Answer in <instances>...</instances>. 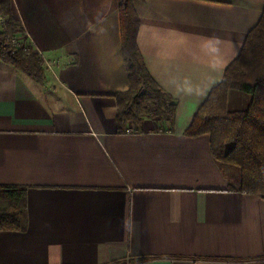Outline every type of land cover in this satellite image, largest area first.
<instances>
[{
	"label": "crops",
	"instance_id": "1",
	"mask_svg": "<svg viewBox=\"0 0 264 264\" xmlns=\"http://www.w3.org/2000/svg\"><path fill=\"white\" fill-rule=\"evenodd\" d=\"M119 1L11 0L49 69L40 84L0 60V184L25 187L27 207L23 229L0 230V264H264V199L231 190L208 134H184L264 0H133L144 65L176 109L122 131ZM247 105L229 91V110Z\"/></svg>",
	"mask_w": 264,
	"mask_h": 264
},
{
	"label": "trees",
	"instance_id": "2",
	"mask_svg": "<svg viewBox=\"0 0 264 264\" xmlns=\"http://www.w3.org/2000/svg\"><path fill=\"white\" fill-rule=\"evenodd\" d=\"M0 60L26 72L40 84L45 81L42 59L31 46L12 43L19 31L11 0H0ZM121 49L128 73V89L115 95L119 130L130 121L137 129L143 119L172 125L176 102L148 73L136 44L138 16L133 0L119 1ZM248 96L243 110H229L228 91ZM186 136L208 134L210 152L220 164L239 170L237 186L231 190L264 199V9L249 30L237 57L226 67L222 80L212 87L184 131ZM26 190L0 184V230H20L26 225Z\"/></svg>",
	"mask_w": 264,
	"mask_h": 264
},
{
	"label": "rangeland",
	"instance_id": "3",
	"mask_svg": "<svg viewBox=\"0 0 264 264\" xmlns=\"http://www.w3.org/2000/svg\"><path fill=\"white\" fill-rule=\"evenodd\" d=\"M2 16L6 20V16H4V15H2ZM12 41H13L12 43H15V45H19V46L21 45V47L31 46L30 43L28 42L27 38H26V35H24V32L23 31L16 32L12 36ZM31 49H32V47H31ZM32 52L35 53V54H37L42 59V61H43V68H44V75H45V70L49 69V66L46 63V59L45 58L43 59L42 56L38 52L33 51V49H32ZM230 90H234V89H230ZM229 91H228V93H229ZM228 167H229L228 169H230V171H232L233 173H235L238 176L236 178L237 180L234 179V181H235L234 183L237 186L238 181H239V170H238V168H236L234 166H228Z\"/></svg>",
	"mask_w": 264,
	"mask_h": 264
},
{
	"label": "built area",
	"instance_id": "4",
	"mask_svg": "<svg viewBox=\"0 0 264 264\" xmlns=\"http://www.w3.org/2000/svg\"><path fill=\"white\" fill-rule=\"evenodd\" d=\"M4 21H5L4 17L0 15V24H2ZM39 54L42 56L43 59L45 58V56L42 53Z\"/></svg>",
	"mask_w": 264,
	"mask_h": 264
}]
</instances>
